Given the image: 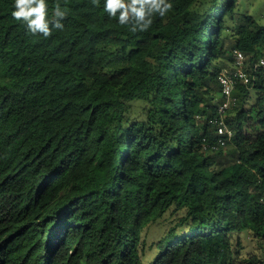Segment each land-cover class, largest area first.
<instances>
[{"label": "trees", "instance_id": "obj_1", "mask_svg": "<svg viewBox=\"0 0 264 264\" xmlns=\"http://www.w3.org/2000/svg\"><path fill=\"white\" fill-rule=\"evenodd\" d=\"M167 2L132 32L105 0H46L65 16L44 38L0 0V264H264V74L234 91L223 148L195 119L264 24L240 0Z\"/></svg>", "mask_w": 264, "mask_h": 264}, {"label": "clouds", "instance_id": "obj_2", "mask_svg": "<svg viewBox=\"0 0 264 264\" xmlns=\"http://www.w3.org/2000/svg\"><path fill=\"white\" fill-rule=\"evenodd\" d=\"M94 6L99 7L100 0H92ZM46 0H14L15 10L12 17L16 21H21L26 25L28 32L33 35L40 34L44 38H49L53 34V29L62 30L64 25L61 20L65 13L60 10L59 5L55 6L52 21L46 19ZM172 5L167 0H105L104 11L110 17H117L121 25H131L130 30L147 31L152 24V16L158 13L164 16Z\"/></svg>", "mask_w": 264, "mask_h": 264}, {"label": "built area", "instance_id": "obj_3", "mask_svg": "<svg viewBox=\"0 0 264 264\" xmlns=\"http://www.w3.org/2000/svg\"><path fill=\"white\" fill-rule=\"evenodd\" d=\"M232 61L229 66L222 67L217 74L219 96L212 115L197 113L196 120L206 121L212 128L213 140L206 141L204 149L216 152L226 146L233 137V130L226 122V114L236 103L233 95L238 85L248 86L257 79V74H264V51L253 62L247 63L244 53L233 48Z\"/></svg>", "mask_w": 264, "mask_h": 264}, {"label": "rangeland", "instance_id": "obj_4", "mask_svg": "<svg viewBox=\"0 0 264 264\" xmlns=\"http://www.w3.org/2000/svg\"><path fill=\"white\" fill-rule=\"evenodd\" d=\"M222 1V0H221ZM242 2V6L240 8L241 12H247L252 14L257 18L259 23L264 24V0H240V3ZM227 66L230 65V62H227ZM226 67V66H224ZM251 99L254 98L255 91L251 90L250 92ZM225 150V149H224ZM154 234L152 235V238L158 235L159 229H154ZM235 240L239 241L242 245V254H245L247 252H253L258 253V250L256 249V244L252 240L251 234H247L245 232L240 233L238 235L234 236Z\"/></svg>", "mask_w": 264, "mask_h": 264}]
</instances>
